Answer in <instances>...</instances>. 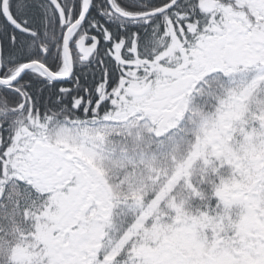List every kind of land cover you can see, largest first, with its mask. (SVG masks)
Segmentation results:
<instances>
[{
  "label": "snow or ice",
  "instance_id": "obj_1",
  "mask_svg": "<svg viewBox=\"0 0 264 264\" xmlns=\"http://www.w3.org/2000/svg\"><path fill=\"white\" fill-rule=\"evenodd\" d=\"M0 264H264V0H0Z\"/></svg>",
  "mask_w": 264,
  "mask_h": 264
}]
</instances>
